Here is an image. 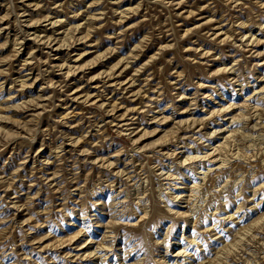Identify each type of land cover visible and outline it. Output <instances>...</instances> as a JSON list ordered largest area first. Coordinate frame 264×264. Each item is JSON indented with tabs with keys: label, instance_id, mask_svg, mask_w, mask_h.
Instances as JSON below:
<instances>
[{
	"label": "rangeland",
	"instance_id": "obj_1",
	"mask_svg": "<svg viewBox=\"0 0 264 264\" xmlns=\"http://www.w3.org/2000/svg\"><path fill=\"white\" fill-rule=\"evenodd\" d=\"M0 264H264V0H0Z\"/></svg>",
	"mask_w": 264,
	"mask_h": 264
}]
</instances>
